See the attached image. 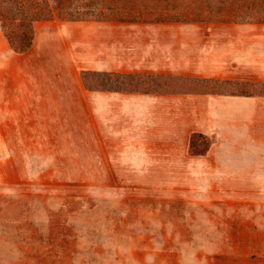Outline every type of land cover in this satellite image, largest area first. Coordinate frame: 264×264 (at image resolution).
<instances>
[{
  "label": "rangeland",
  "instance_id": "374dc122",
  "mask_svg": "<svg viewBox=\"0 0 264 264\" xmlns=\"http://www.w3.org/2000/svg\"><path fill=\"white\" fill-rule=\"evenodd\" d=\"M34 27L36 45L27 50L23 62L47 64L54 76H78L88 90L264 95V80L253 73L218 76L189 68L155 71L94 67L101 47L108 50L116 44L127 56L133 46L159 36L167 46L179 42L182 62L192 58L198 63L206 54L226 50V37H211L210 29H264V21L129 24L56 14L36 20ZM40 33L44 35L40 37ZM4 45L11 55L5 63L13 67L20 61L12 56L14 52L0 28V49ZM130 58L118 62L129 63ZM208 62L217 60L209 58ZM2 74L11 73L7 70ZM74 119L69 135L77 137ZM199 133L202 135L193 137L194 150L189 146L190 154L200 155L196 151L216 140L213 133ZM4 135L10 143L6 146L0 142V155L10 162L0 157V264H199V259L206 260L201 253L217 246L224 249L225 264H264V180L225 181V188L236 196L222 200L220 206L194 204L190 195L180 196L187 187L185 180L113 178L116 173L111 172L108 158L99 160L103 178H95L99 174L94 172V158L88 157L94 151L90 127L85 147L71 140L65 149L15 146L12 132ZM168 188H175L179 197L166 196ZM213 220H223L222 234L239 235L240 241L207 243V236L218 234L214 229L207 231V221Z\"/></svg>",
  "mask_w": 264,
  "mask_h": 264
},
{
  "label": "crops",
  "instance_id": "0c3cea01",
  "mask_svg": "<svg viewBox=\"0 0 264 264\" xmlns=\"http://www.w3.org/2000/svg\"><path fill=\"white\" fill-rule=\"evenodd\" d=\"M209 32L211 37H226V50L206 54L198 63L192 62L191 54L188 63L182 62L179 42L167 46L159 36L133 46L127 56L116 44L108 50L101 47L100 60L94 67L155 71L189 68L218 76L253 73L264 80V29ZM35 45L36 36L31 48ZM7 46L13 51L8 43ZM27 54L28 51L14 52L12 56L20 62L7 67L5 61L11 55L5 45L0 49V142H6V146L10 141L4 134L12 132L15 146L65 149L72 140L78 147H85L90 127L94 151L88 157L94 158V172L99 174L95 178H103L99 160L108 158L111 172L116 173L113 178L185 180L189 192L184 188L180 196L190 195V203L194 204L220 206L222 200L236 196L225 188V181L264 180V95L88 90L78 76H54L47 64L27 65L23 62ZM124 57L133 61L119 63L118 59ZM209 58L217 62H208ZM7 70L11 74H2ZM73 118L79 130L77 137L69 135ZM195 131L216 135L206 154L189 153L190 137ZM0 157L10 162L7 156ZM176 192L168 188L165 195L179 197ZM223 224V220L207 221V231L214 229L218 233L207 236V243L240 241L236 234L224 236ZM194 235L198 236V232ZM203 254L206 260L199 259V264H225V252L220 246Z\"/></svg>",
  "mask_w": 264,
  "mask_h": 264
},
{
  "label": "trees",
  "instance_id": "16d2710c",
  "mask_svg": "<svg viewBox=\"0 0 264 264\" xmlns=\"http://www.w3.org/2000/svg\"><path fill=\"white\" fill-rule=\"evenodd\" d=\"M56 14L69 19L129 22H251L264 21V0H0V28L10 48L17 53H25L32 46L34 22ZM195 135L202 134L197 131L191 134V149ZM209 145L196 152L204 153Z\"/></svg>",
  "mask_w": 264,
  "mask_h": 264
}]
</instances>
